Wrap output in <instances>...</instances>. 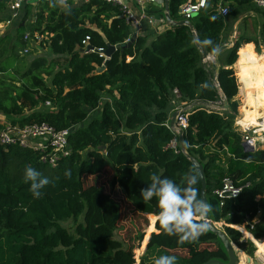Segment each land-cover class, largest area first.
I'll list each match as a JSON object with an SVG mask.
<instances>
[{"label": "trees", "instance_id": "obj_1", "mask_svg": "<svg viewBox=\"0 0 264 264\" xmlns=\"http://www.w3.org/2000/svg\"><path fill=\"white\" fill-rule=\"evenodd\" d=\"M186 1L169 0L172 19L182 18L179 10ZM58 3L37 2L34 20L30 24L22 20L16 28L19 42L6 57L0 55V113L15 124L46 123L70 130L69 153L54 164L30 148L0 144V264H135L134 245L116 235L120 206L113 194L119 191L140 215L157 216L156 198L146 201L140 196L151 177H167L183 186L187 176L195 175L200 200L199 175L168 124L174 110L200 100L214 102L219 92L228 101L226 110L194 105L185 112L184 149L203 166L207 202L210 198L218 202L217 214L209 216L223 222L230 242L239 244L242 237L231 225H243L256 240H264V150L247 151L233 126L238 87L230 66L237 60L238 43L219 57L215 70L214 64L203 63L185 25L135 33L120 10L103 0L67 2L62 8ZM206 5L190 22L208 54L218 53L224 31L243 8L261 15L264 42V8L253 0H206ZM218 5L227 8L225 16ZM25 33L40 34L39 47L46 53L23 63L16 50L19 43L21 50L28 49ZM86 36L94 47L117 48L106 61L97 51H85ZM245 55H257L250 44L239 50V63L255 68L257 62ZM260 62L264 64V59ZM256 83L253 110L241 118L246 123L252 122L251 115L264 113V74ZM246 98L242 96L241 115L247 111ZM90 112L96 114L87 119ZM29 166L50 180L38 199L23 179ZM105 171L107 190L98 182ZM225 176L236 185H250L219 205L213 191ZM193 219L202 221L199 215ZM67 221L72 230L63 224ZM148 231L152 232L139 264H153L164 254L175 256L176 264L227 261L222 243L207 227L188 241L165 234L157 220ZM143 236L137 234L139 242ZM260 244L264 250V242ZM242 250L251 253L253 243L246 241Z\"/></svg>", "mask_w": 264, "mask_h": 264}, {"label": "built area", "instance_id": "obj_2", "mask_svg": "<svg viewBox=\"0 0 264 264\" xmlns=\"http://www.w3.org/2000/svg\"><path fill=\"white\" fill-rule=\"evenodd\" d=\"M31 0H9L11 9L13 10L12 17L16 18L19 15L20 7L23 3ZM33 1H42V0H33ZM61 3L72 2L75 4L85 3L90 0H57ZM104 2L117 7L124 21L129 25V27L134 30L135 33L139 31V29L144 25L143 23H147L151 26H159L164 23V18H156L149 10H147V6H152L157 3L158 0H130L132 3L137 5L138 9L133 10L128 0H103ZM253 3L257 7L264 8V0H253ZM206 0H187L180 8V14L182 18L190 20V18L198 13H201L206 9ZM219 12L225 16L227 14V8L221 5L217 6ZM23 40L26 42H32L33 44H40L42 41V36L38 33L29 34L25 33L23 36ZM89 37L86 36L84 40H82L83 48L86 49ZM86 51V50H85ZM97 51L104 57L106 60L107 57L104 55V49L101 47H94L91 50L86 52ZM24 52H28V49L25 48ZM214 59L213 55L208 54L205 59H202L203 63L209 67L211 61ZM210 63V64H209ZM214 86L219 90L217 80L214 76L213 78ZM212 107H209L213 110L221 111L223 110V95L219 92V99L214 102H210ZM48 104V103H47ZM188 105V104H187ZM185 105V106H187ZM178 111L181 110V113L177 114L175 117L174 129L170 128L175 134L178 136V130L184 131L187 127V115H185L186 110L185 107H180L176 109ZM258 119V118H257ZM236 125L238 126V130L240 133V138L242 145L245 149H253L255 152L258 150H264V116L260 118L258 123H246L236 121ZM70 130L66 129H55L52 126L46 123H32V124H15L9 121L3 122V127L0 129V144H17L22 147L30 148L39 153L41 160L44 162H48L50 164H54L56 159L60 156H67L69 153L68 147V136ZM175 140L172 143V146L175 145ZM223 150H226L223 147ZM250 182H246L242 185H236L231 178L225 176L221 180V185L218 189L213 191L214 195L219 199V205H222L223 198L230 197L236 198L241 191L248 187ZM224 194H228L226 197ZM231 227H233L231 225ZM235 229L244 232L240 227L234 226ZM233 227V228H234ZM247 234V238L251 240L254 244L256 240L253 239L251 235L244 232L242 235Z\"/></svg>", "mask_w": 264, "mask_h": 264}, {"label": "crops", "instance_id": "obj_3", "mask_svg": "<svg viewBox=\"0 0 264 264\" xmlns=\"http://www.w3.org/2000/svg\"><path fill=\"white\" fill-rule=\"evenodd\" d=\"M42 1H44V0H42ZM0 2L2 3L0 5V55L4 58L9 54V51L15 47V44L18 41V39L16 37V28H17L18 24L22 20L27 24H30L31 21L34 20V18H35L34 14L36 12V6L35 5L39 1L31 0V1L23 3L20 7L19 12H18L19 17L17 16L16 18L12 17L13 10L11 9L9 0H0ZM128 3L133 10L138 9L137 5L132 3L130 0H128ZM63 5L64 4H62V3H58V6L60 8H62ZM162 7H163V0H158L156 4H154L152 6H150V5L147 6V10L152 12V14H154L155 17L164 18L163 16L161 17V15H163V11H164V9ZM242 10H243V13L241 11H239L238 17L224 31V36H222V44L220 46L218 53L214 56L216 59L215 60V70H216L220 66L219 57L221 55L225 54V52L227 50H229L230 48H232L236 43H238V45H239L238 50H237V60H236L235 66H236V69L238 71V76L240 78L239 83H241V84H240V86L237 85V87H238V91H240L241 95L243 97H247L246 102L250 106V108L247 107L246 112H244L242 115L239 116L241 118L243 116L249 114L250 112H252V110H253V98L255 96V94L253 93L254 90H253L252 86H257L258 83H256V82H257L258 78H261V75L264 74V64H262L260 62L261 58L264 59V42L260 38V26H261V22H262V20L260 18L261 15L258 12H255V11L250 10V9H247V10L242 9ZM143 24L144 25H142V27L139 29V31L137 33H139V32H142L145 34H147V33H159V32H162L165 28L169 27L166 24V22L162 23L159 26H151V25H148L146 22ZM241 38H250L252 40H255V42L254 41L245 42ZM23 42L25 43L26 41H23ZM249 44L252 47V51L257 55L254 57L245 55V58L247 60H254L255 62H257L255 68L252 66L249 67V66H246L245 64L239 63V57H238L239 50L241 48H243V46L249 45ZM19 45H21V43ZM36 48L38 50L40 49L39 46L38 47L36 46ZM5 49L7 50V53H3V50H5ZM259 52L261 54L258 55ZM230 67H231V69L233 68V66H230ZM214 74H216V71H214ZM248 98H250V99H248ZM261 115L264 116V113H262ZM258 116H260V114H257L254 118H252L253 119L251 122L252 124L258 122V119H257ZM239 121L244 122L241 119ZM233 126L236 129H238V126L235 124V120L233 122ZM234 226L240 227L244 232H246V233H248V235L252 236V234H250V232H248L243 225H233V227ZM240 232L242 234L244 233L242 231H240ZM244 235H242V237L240 238V242H246L249 240V239L246 240L244 238V237H247V234L245 236ZM249 241H251V240H249ZM257 241H259V242H257V245H258V243L260 244V240H257ZM253 246H254V249H255V247H257L258 250L263 251L261 244L258 245L259 246L258 247V246H256V244L253 243ZM263 253H264V251H263ZM240 254L243 256H246L245 255L246 253L244 250H242ZM238 258H239V255H238ZM263 259H264V254L259 253V257H258V260H256V262L258 264H262V263H260V261H262ZM247 260L252 261V259L249 255L247 256Z\"/></svg>", "mask_w": 264, "mask_h": 264}, {"label": "clouds", "instance_id": "obj_4", "mask_svg": "<svg viewBox=\"0 0 264 264\" xmlns=\"http://www.w3.org/2000/svg\"><path fill=\"white\" fill-rule=\"evenodd\" d=\"M23 179L29 185L28 190L35 199L42 196V190L50 183L48 177L30 166L25 168ZM196 184L195 175L187 176L183 186L167 177L153 175L151 182L141 189L140 196L143 200L156 198L158 204L156 220L165 234H178L183 240L188 241L195 240L206 230L205 223L193 219L196 215L202 217L207 211V206L198 198ZM153 264H176V257L159 255Z\"/></svg>", "mask_w": 264, "mask_h": 264}, {"label": "rangeland", "instance_id": "obj_5", "mask_svg": "<svg viewBox=\"0 0 264 264\" xmlns=\"http://www.w3.org/2000/svg\"><path fill=\"white\" fill-rule=\"evenodd\" d=\"M243 9L247 10L248 8H243ZM241 12L243 13V11H241ZM156 18H159V17H156ZM260 35L262 36L261 31H260ZM28 43L30 45H27V47H28V52L27 53H25L23 50H21L22 49L21 45H19L17 47L18 49L16 48L17 50L15 49L16 53L18 55H20L21 58H23V63L24 62H28L29 59H33L36 56H42L44 53H46L45 49L43 50L42 48H40L38 50L37 48H32L31 47L32 45L33 46L35 45V46L38 47L39 43L38 44H35V43L33 44L32 42H29V41H28ZM259 54H261V53L259 52L258 55ZM215 60L216 59L214 57V59L211 61V64L215 65ZM235 63H236V61H235ZM235 63H233L231 66H233L232 70L234 71V75L237 78V85L240 86V84H241V83H239V79L240 78L238 76V71L236 69ZM103 99H108V97L107 96H103ZM234 99L237 101V115L234 117L235 124H236V121H239L241 119V117H239L241 115V108L240 107H241V103H242V95H241L240 91L237 92V94L235 95ZM248 99H250V98H248ZM183 107H185V105H183ZM248 107L250 108L249 105H248ZM96 113H97V111H96ZM96 113L95 112H90V115H88L87 119H89L91 116H94ZM258 114H260V116H258V121H260V118L263 117V116L261 115V113H258ZM256 115L257 114L251 115V116H256ZM0 119H1V122L9 121V119L6 117V115H3L2 113H0ZM108 174L109 173L106 172V171L102 172L100 177L98 178V182L101 183L102 185H104V187H106V190L108 189V183H107L108 182V178H109ZM86 181L90 182L91 181L90 177H88ZM113 197L118 202V204L120 206V213H119V220H118V223H117L116 235L119 236L120 238H122L124 241H127L128 243L134 245V253H135V256H136L135 264H139L140 256L143 254V252L145 250L146 242H147L148 237H149V234L152 232V231L151 232L148 231V227H149L150 223L152 222V220L154 221V216L153 215H148V216L144 217V216L140 215L139 213H137L131 207V205L125 200L124 196L119 191L114 192ZM207 203H208V213H210L211 216L214 217L217 214L218 202H217V200L215 198L214 199L210 198ZM214 222L216 223V225L220 229L223 230L224 224L221 221H214ZM63 224L66 227H68V229L72 230V225H71L70 221L64 222ZM139 232H142L144 234L143 239L141 240V242H139V240L137 239V234ZM244 238L246 240H248L247 237H244ZM144 240H145V243H143ZM254 240H255V238H254ZM263 241L264 240H261L260 242H263ZM257 242H259V241L256 240V243H255L256 246L260 245L259 243L257 245ZM245 245H246V242H241L240 243V240H239V244L233 243V246H234V248L236 250V253H238V255H239V259L245 260V264H252L254 261L258 260L259 253L264 254L263 253L264 250L261 251V250H258L257 247H255V249L252 250L251 253H246L245 252L246 256H243L240 253L242 251L241 249ZM248 255L251 257L252 261L251 260L250 261L247 260V256ZM260 263L264 264V261H260Z\"/></svg>", "mask_w": 264, "mask_h": 264}, {"label": "water", "instance_id": "obj_6", "mask_svg": "<svg viewBox=\"0 0 264 264\" xmlns=\"http://www.w3.org/2000/svg\"><path fill=\"white\" fill-rule=\"evenodd\" d=\"M163 17H164V21L166 22V24L171 27V26H176V25H185L189 28L191 34H192V38H193V42L194 45L197 47V49L199 50L200 54H201V58L205 59L208 56V52L205 49V47L200 43V41L198 40L193 25L190 22V20L181 18L179 20H174L172 19V17L169 14V0H163ZM180 11V10H179ZM135 34L132 35V37L124 44H122V47L125 45H129L131 43V41L134 39ZM93 48L92 45H87L86 46V51L91 50ZM117 46H113L110 44H107L106 49L104 50V55L108 58L112 51L114 49H116ZM107 61V59H106ZM105 61V62H106ZM102 69V68H101ZM223 95V93H222ZM194 105H202V106H206V107H212V104L210 102H206L203 100L200 101H196V102H191L189 103L187 106H185V110L187 111L190 107L194 106ZM228 108V101L226 99V97L223 95V109L226 110ZM181 113V110H174L171 113L170 119H169V124L168 126L172 129H174V124H175V117L177 114ZM178 143L180 146L181 151L185 154V156L188 158V160L192 163L193 167L196 169L198 175H199V179H200V183H201V188H200V201H202L206 206H207V211L206 213L200 218L202 219V221L206 224L207 229L214 235H216L218 237V239L220 240V242L222 243V246L226 252L227 255V261H221L218 259H209L205 262H203L202 264H238L239 262V258H238V254L236 253V250L233 246V243L230 242L228 236L226 235V233L224 232V230L220 229L216 223L211 220L209 213H208V205H207V198H206V194H205V188H206V180H205V175H204V170H203V166L202 164L193 156L189 155L185 149H184V139H183V131L182 130H178ZM245 146V145H243ZM247 150L250 151H254L253 149H249L246 148ZM228 194H224V196L226 197ZM156 220V216H154V221ZM253 264H258L256 261L253 262Z\"/></svg>", "mask_w": 264, "mask_h": 264}, {"label": "bare ground", "instance_id": "obj_7", "mask_svg": "<svg viewBox=\"0 0 264 264\" xmlns=\"http://www.w3.org/2000/svg\"><path fill=\"white\" fill-rule=\"evenodd\" d=\"M240 62V61H239ZM258 123V122H257ZM255 124V123H253ZM153 227H154V221H153ZM238 264H245V260L239 259Z\"/></svg>", "mask_w": 264, "mask_h": 264}]
</instances>
